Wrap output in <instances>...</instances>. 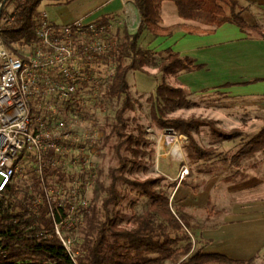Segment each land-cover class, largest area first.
Listing matches in <instances>:
<instances>
[{"label":"trees","instance_id":"trees-1","mask_svg":"<svg viewBox=\"0 0 264 264\" xmlns=\"http://www.w3.org/2000/svg\"><path fill=\"white\" fill-rule=\"evenodd\" d=\"M72 1L3 0L0 28H4L2 38L8 48L23 57L19 49L29 48L37 39L36 19L40 15L42 4H67ZM164 1L174 2L182 19L211 27H186L191 33L212 32L226 23H234L246 31L255 29L240 14L228 13L220 0H142L143 15L139 31L132 37L123 36L114 48L116 66L108 90L117 107L112 123L118 125L117 129L126 125L125 116L134 107L129 74L133 70L143 69L153 59L150 51L139 47L141 35L146 31L155 37L170 36L173 33V27L162 25L161 9ZM6 18L12 21H5ZM156 65L164 80L157 85L154 95L151 96L152 119L160 128L173 130L189 138L187 158L196 165L199 173L219 174L221 171L240 167L244 158L264 151L263 129L243 142L231 161L210 160L216 149L203 148L198 144L194 131L209 126L214 136L222 140L233 139L242 131L235 129L226 132L213 125L215 122L211 120L165 118L164 109L187 104L185 89L168 84L167 75L193 71L198 65L193 58L171 50ZM46 175H51L46 178L48 184L57 177L66 180L65 174L57 169L47 170ZM160 181L159 178H148L133 183L142 195L150 198V205L143 214L135 217L133 227L129 229L121 226L118 218L111 217L109 213V205L118 198L116 181L107 186L98 180L92 203L85 212L81 227L84 240L80 247H74L78 255L73 257L55 232L56 222L61 220L57 203H52V209L40 179L33 173L31 183L24 192H20L18 186L13 184L0 200V264H159L165 260H177L176 264L252 262L255 257L250 260H234L222 254L205 253L204 247L195 249L190 239L185 245L179 246L187 238L184 237L187 225L173 212L168 196L157 189ZM37 197H42L41 203L36 202ZM67 212L62 209L64 216ZM50 235L53 236L50 238ZM180 260L182 261L178 263Z\"/></svg>","mask_w":264,"mask_h":264},{"label":"crops","instance_id":"crops-1","mask_svg":"<svg viewBox=\"0 0 264 264\" xmlns=\"http://www.w3.org/2000/svg\"><path fill=\"white\" fill-rule=\"evenodd\" d=\"M220 2L228 13L240 14L255 29L246 31L234 23H226L212 32L191 33L186 27H211L182 19L177 5L172 1H164L161 9L162 25L173 27V33L170 36L155 37L146 31L138 44L140 48L150 51L158 64L169 50L195 60L197 69L169 75L166 81L174 87L185 89L188 103L194 109L203 110L199 114H224L227 125L222 128L242 131L233 139L222 140L210 136L207 141V147L221 149L215 151L210 160L231 161L238 152L237 148L252 134L248 132L251 128L249 126H230L235 123L228 118L234 116L232 109L246 110L247 113V105L256 104L253 98H264V0ZM42 13H47L56 24L78 19L108 23L115 37H132L139 31L142 22L143 2H44L40 8ZM226 109L227 112H221ZM229 144V149H222ZM242 162L253 163L251 170L248 169L247 173L243 171V180L227 182L219 192L214 188L213 192L203 189L194 194V199L203 208L212 203L209 214L199 221L202 225L192 222L196 225L193 229L195 237L200 239L204 252L222 254L234 260H250L264 251V151L246 157ZM235 168L240 170L241 166Z\"/></svg>","mask_w":264,"mask_h":264},{"label":"rangeland","instance_id":"rangeland-1","mask_svg":"<svg viewBox=\"0 0 264 264\" xmlns=\"http://www.w3.org/2000/svg\"><path fill=\"white\" fill-rule=\"evenodd\" d=\"M112 36L117 41L116 45L123 38V36ZM28 52L29 48L19 49V53L23 56ZM151 58L153 59L149 61V65L141 70H133L129 74L130 93L134 107L127 112L125 116L126 125H121V129L116 128L118 125H112L117 107L109 96L108 89L111 78H107L108 75L111 76L114 72L116 59H114L113 65H107L103 62L98 67L97 76L99 81H83L84 89L80 99L81 113L70 112L66 109V112L58 114V116L66 119H74L84 139L96 132L101 135V139L96 143L85 141L82 144L83 152L89 153V159L93 165L90 170H84L80 165L81 163L74 164L75 156L79 155L82 158V154L74 153L75 155L70 154L66 157L68 162L66 171H68L69 176L66 175L65 183L69 187H78L80 183L95 176L93 188L88 192H84L85 197L91 204L98 180H101L107 186L116 181L118 198L109 205V213L111 217L118 218L121 226L131 229L135 217L143 214L150 205V198L142 195L140 189L133 183L137 180L159 178L161 181L157 185V189L168 196L173 212L182 218L188 227H185L184 234V237L187 238L179 246H183L191 240L193 247L197 249L203 244L200 245V239L195 237L193 229L196 225L192 222L196 221L199 225H202L199 221L209 214L212 203L207 208H203L194 199V194L203 189L213 192L214 188L216 192H219L228 184L227 182L243 180V171L247 173L253 163L242 162L240 170L232 168L221 171L219 174L217 172L199 173L197 171L196 165L192 164L187 158V147L190 145L189 138L173 130L160 128L152 119L151 96L154 95L157 85L164 80V76L159 72L157 62L154 63L156 58L152 55ZM186 99L187 104L185 106L164 109L163 116L165 118L211 120L215 122L213 125L226 132L235 130L222 128L223 125H227L224 114L207 113L204 116L199 114L203 110L194 109L193 105L190 102L188 103L187 95ZM252 101L256 104L254 106L247 105V113L246 110L232 109L231 112L234 116L228 117L230 121L235 122L234 124L231 123L230 126L245 125L251 127L248 130L249 133L252 132L251 135H248L250 137L253 136V133L256 134L264 129L261 128L264 126V121H261L264 118V98H253ZM221 112H227V109ZM210 136L214 137L211 127L207 129L202 127L199 131H194L196 141L203 148H209L207 147V141ZM250 137H247L246 141ZM229 145L224 146L222 149H229L231 144ZM232 147L235 148V146ZM237 149L239 151L241 145ZM220 150L218 148L215 151ZM218 154L221 155L220 152ZM192 169H195V171L193 172ZM186 170L189 172L182 176ZM33 173L36 174L33 163L24 160L22 172L15 181L20 192H24L27 185L31 183ZM82 213L84 211L81 208H74L68 219H66V223L59 226L61 232L63 230L64 237L71 239L72 251L74 247H80L84 240L81 230L84 221ZM181 261H178V263ZM176 262L177 260H165L159 264H176ZM249 264H264V251Z\"/></svg>","mask_w":264,"mask_h":264},{"label":"built area","instance_id":"built-area-1","mask_svg":"<svg viewBox=\"0 0 264 264\" xmlns=\"http://www.w3.org/2000/svg\"><path fill=\"white\" fill-rule=\"evenodd\" d=\"M36 22L37 39L23 57L8 48L2 38L4 28H0V200L15 184L23 161L33 163L48 202L57 203L61 220L56 222L55 232L76 257L71 239L64 237L59 226L66 223L74 208H81L84 216L91 205L84 192L93 188L95 176L78 187H69L60 177L48 184L46 178L51 175L46 172L57 169L69 176L66 157L74 153L82 154V158L75 156L74 164L81 163L84 170L92 168L82 144L96 143L101 135L96 132L84 139L74 119L58 114L66 109L81 113L83 81H99L98 67L103 62L113 65L117 41L108 23L78 19L56 24L47 13L40 14ZM188 172L184 171L182 176ZM36 202L41 203L42 197H37ZM62 209L68 211L67 215H63Z\"/></svg>","mask_w":264,"mask_h":264}]
</instances>
